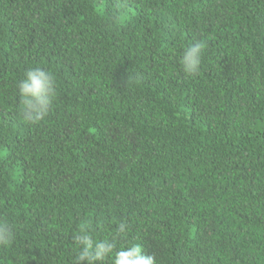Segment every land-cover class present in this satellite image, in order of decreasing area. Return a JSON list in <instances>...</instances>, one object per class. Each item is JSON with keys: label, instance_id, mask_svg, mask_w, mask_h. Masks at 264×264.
<instances>
[{"label": "trees", "instance_id": "obj_1", "mask_svg": "<svg viewBox=\"0 0 264 264\" xmlns=\"http://www.w3.org/2000/svg\"><path fill=\"white\" fill-rule=\"evenodd\" d=\"M34 67L58 95L27 125ZM0 221V264H74L80 225L120 222L156 264H264V0H0Z\"/></svg>", "mask_w": 264, "mask_h": 264}, {"label": "clouds", "instance_id": "obj_2", "mask_svg": "<svg viewBox=\"0 0 264 264\" xmlns=\"http://www.w3.org/2000/svg\"><path fill=\"white\" fill-rule=\"evenodd\" d=\"M206 44L197 41L184 48L180 66L185 76H195L201 68ZM19 97L18 115L21 122L37 125L49 114L58 95L54 74L41 67L29 68L17 83ZM102 228L103 225H98ZM127 235V226L120 222L110 237L97 238L91 225L82 224L73 234L76 251L74 264H156V257L146 253L138 243H121ZM14 233L6 221H0V246H10Z\"/></svg>", "mask_w": 264, "mask_h": 264}]
</instances>
